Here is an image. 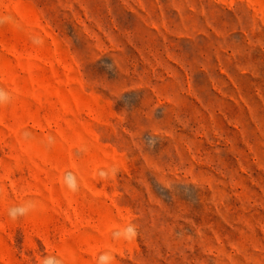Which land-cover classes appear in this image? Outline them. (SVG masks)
I'll use <instances>...</instances> for the list:
<instances>
[{
    "label": "rangeland",
    "instance_id": "obj_1",
    "mask_svg": "<svg viewBox=\"0 0 264 264\" xmlns=\"http://www.w3.org/2000/svg\"><path fill=\"white\" fill-rule=\"evenodd\" d=\"M0 93V264H264V0H0Z\"/></svg>",
    "mask_w": 264,
    "mask_h": 264
},
{
    "label": "clouds",
    "instance_id": "obj_2",
    "mask_svg": "<svg viewBox=\"0 0 264 264\" xmlns=\"http://www.w3.org/2000/svg\"><path fill=\"white\" fill-rule=\"evenodd\" d=\"M0 96H2V93H0ZM28 209L20 208V207H14L9 209L8 216L12 220L18 219L20 216H23L27 213Z\"/></svg>",
    "mask_w": 264,
    "mask_h": 264
}]
</instances>
